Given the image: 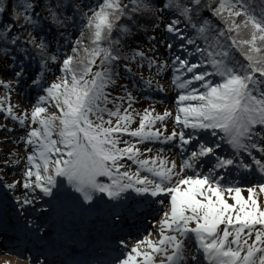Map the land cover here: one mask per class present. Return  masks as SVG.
Wrapping results in <instances>:
<instances>
[{
	"label": "snow or ice",
	"instance_id": "obj_1",
	"mask_svg": "<svg viewBox=\"0 0 264 264\" xmlns=\"http://www.w3.org/2000/svg\"><path fill=\"white\" fill-rule=\"evenodd\" d=\"M0 116V251L79 212L87 264H264V0H0Z\"/></svg>",
	"mask_w": 264,
	"mask_h": 264
},
{
	"label": "rangeland",
	"instance_id": "obj_2",
	"mask_svg": "<svg viewBox=\"0 0 264 264\" xmlns=\"http://www.w3.org/2000/svg\"><path fill=\"white\" fill-rule=\"evenodd\" d=\"M4 78H9V77H4ZM21 89L23 90V92H24V94L29 98V99H31L32 98V95L35 93V89H33V88H25L24 86H23V84L21 85ZM21 89H17V91H20ZM169 96H174V93L173 92H171V91H169ZM13 102H15L17 99H18V97H16V96H14L13 98ZM168 106L169 107H173V105L172 104H168ZM162 107V106H161ZM5 121H6V118L5 117H3V116H0V125H3L4 123H5ZM19 133H12V135L13 136H16V135H18ZM22 150V149H21ZM1 255V254H0Z\"/></svg>",
	"mask_w": 264,
	"mask_h": 264
},
{
	"label": "bare ground",
	"instance_id": "obj_3",
	"mask_svg": "<svg viewBox=\"0 0 264 264\" xmlns=\"http://www.w3.org/2000/svg\"><path fill=\"white\" fill-rule=\"evenodd\" d=\"M50 221H51V223H54V220L53 219H50ZM93 221H94L95 224L96 223L98 224V222L96 220H93ZM75 225H77V224H75ZM5 262H7V264H26L24 262H17V261H15L13 259H6V258L0 257V264H5Z\"/></svg>",
	"mask_w": 264,
	"mask_h": 264
},
{
	"label": "trees",
	"instance_id": "obj_4",
	"mask_svg": "<svg viewBox=\"0 0 264 264\" xmlns=\"http://www.w3.org/2000/svg\"><path fill=\"white\" fill-rule=\"evenodd\" d=\"M255 3H259V0H254ZM149 31H151V29H149Z\"/></svg>",
	"mask_w": 264,
	"mask_h": 264
}]
</instances>
